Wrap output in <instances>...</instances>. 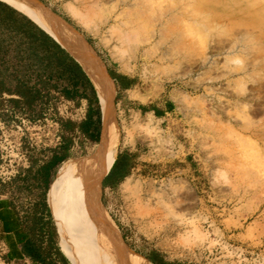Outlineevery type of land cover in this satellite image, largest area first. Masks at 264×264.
I'll return each mask as SVG.
<instances>
[{
    "label": "rangeland",
    "instance_id": "374dc122",
    "mask_svg": "<svg viewBox=\"0 0 264 264\" xmlns=\"http://www.w3.org/2000/svg\"><path fill=\"white\" fill-rule=\"evenodd\" d=\"M33 1L71 46L46 31L78 63L75 45L92 51L106 74L128 79V88L119 90L107 74L118 129L111 150L130 154L131 167L115 187L100 191V208L128 250L142 259L154 249L192 264H264V0H153L163 10L174 5L173 23L186 21L177 23L178 31L172 23L176 29L161 27L141 51L133 39L116 42L111 16L120 0ZM8 98L0 97L1 184L30 165L33 173L60 141L59 120L75 122L83 113L60 99L29 110L12 108ZM68 137L69 159L56 175L96 150L78 134ZM29 184L15 181L7 189L21 204L19 197L41 193L33 180ZM66 205L64 196L53 195L58 246L69 263L68 241L83 256L79 264H120L110 254L114 241L93 227L94 217L79 219L82 209L55 215ZM65 220L72 226L64 238ZM0 264H9L1 253Z\"/></svg>",
    "mask_w": 264,
    "mask_h": 264
},
{
    "label": "trees",
    "instance_id": "16d2710c",
    "mask_svg": "<svg viewBox=\"0 0 264 264\" xmlns=\"http://www.w3.org/2000/svg\"><path fill=\"white\" fill-rule=\"evenodd\" d=\"M40 28L25 14L0 1V97L3 95L11 97L6 101L12 108L24 107L30 110L36 104L45 103L44 101L50 98L48 80L60 78L64 73V63L67 62L69 66L79 68L58 45L59 43L57 44L55 39L53 40L46 34L47 32L45 33ZM107 74L117 88L124 89L127 86L128 82L125 76L112 74L108 71ZM89 88V105L84 119L79 122L59 120L61 126L60 141L56 147L48 149L49 157L40 166H37L33 173H30V168L32 169V165H30L26 169L19 170V173L10 182L0 183V187L7 189V186L12 182L20 181L23 187L27 189L30 185L29 181L33 180L35 187L41 189V193L37 197L25 196V199L28 198L24 204L26 210L32 209L31 225L28 231L32 236H37V245L45 237L46 253L53 252L55 258L62 264H67L68 260L59 251L57 232L53 222L54 179L59 167L69 159L71 139L68 134H78L87 141L95 142V144L99 142L101 111L97 96L95 98L96 93L94 95L95 90L93 92L92 88ZM29 163L33 164L31 160ZM130 167V154L127 152L117 154L107 173L106 180L114 178L110 189L127 175ZM52 178L53 181L48 193V207L46 194ZM104 184L102 179V188H104ZM31 201L34 203L29 206ZM36 212H38L37 216H35ZM55 234L57 244L54 241ZM48 264H55L54 259L49 258Z\"/></svg>",
    "mask_w": 264,
    "mask_h": 264
},
{
    "label": "bare ground",
    "instance_id": "6f19581e",
    "mask_svg": "<svg viewBox=\"0 0 264 264\" xmlns=\"http://www.w3.org/2000/svg\"><path fill=\"white\" fill-rule=\"evenodd\" d=\"M4 1L8 2L10 5H13L17 9L25 13L34 22L38 23L45 30H48L56 39L60 40V42H62L66 46H71L68 44V42L63 40L64 37L61 36L59 31L55 29L54 25L51 22L46 21V19L43 17L44 14L42 12L41 6L38 3L34 2L33 0ZM119 3L121 4V9H119L114 13V15L111 16V18H114L112 20L114 37L116 39V42L120 46L129 45L130 42L134 40L138 51L139 49L140 51L145 49V45L148 44L151 40H155L157 32L161 31V27L163 28V30L167 27L169 28L170 26L173 27V29H176V27L180 24L177 23L179 21L181 23L184 21H181L184 17H180L181 20L178 19V21H175L176 24L173 23L175 20L174 16L177 15L175 14L177 11L174 12L173 9L174 5L170 6L171 8L169 7L163 10L160 9L153 0H120ZM157 12H160V14L157 15ZM178 16L176 18H178ZM162 17L164 20L162 19ZM150 20H152L153 22V24L151 22L152 29L147 32L148 36H144L143 32L146 28H148ZM170 23L176 25V27L174 28V26H172ZM157 26H159L160 28L158 30H155L154 28ZM163 30L159 33H162ZM176 30H181V27L180 29L179 27H177ZM177 33L178 32H176V34ZM181 33L183 32L181 31ZM181 33L178 34L179 36L177 35L180 41V37L184 36L181 35ZM73 37L78 39L77 35L75 36L73 34ZM174 39H176V37ZM182 39L184 41L185 38L182 37ZM185 41L180 43H185ZM176 42L174 40V43ZM77 44H79V41H77ZM73 49L82 69L90 79L98 97L101 110L102 129L99 142L96 146V150L93 152L94 154L92 153L93 156H91V151H89L87 157L77 161L75 164H67L66 167L56 175L54 181L55 198L64 196L67 200V205L66 207L57 206L55 215H62L64 213L67 216H71L72 212H75L77 209L84 210V214L79 217V219H83L84 215L90 216L92 219L93 217L95 218L97 222H95L94 224L95 220H92L93 227L96 229V227L99 226L101 228V231L103 232V236H105L106 239L110 238L112 241H114V250L113 252L111 250L110 254H112L118 260V262L120 261V264H151L145 259L135 257L128 250V248L120 239V234L116 225L100 208L101 180L104 179V176H106V174L108 173L115 158L114 153L111 150V142L118 130L115 122V110L113 105L115 91L112 82L104 72V69L100 62L93 55L92 51H89L87 49L85 52H82L79 45H75V47L73 46ZM126 184L127 183L125 182V184L123 185ZM71 226L72 225L67 220L60 224V231L64 238L65 236L68 237L69 229ZM90 230L92 232L91 228ZM66 245V253L69 256L71 263L79 264L81 262L80 260L82 259L81 257L83 256L80 257V254L78 255L77 253H75L76 251L73 252V248H70L73 246H70L69 241L66 242ZM78 251H80V249ZM104 262L106 263L107 261Z\"/></svg>",
    "mask_w": 264,
    "mask_h": 264
},
{
    "label": "crops",
    "instance_id": "0c3cea01",
    "mask_svg": "<svg viewBox=\"0 0 264 264\" xmlns=\"http://www.w3.org/2000/svg\"><path fill=\"white\" fill-rule=\"evenodd\" d=\"M0 1H3L8 5H10L8 2L4 0H0ZM10 6L20 11L13 5ZM27 17L30 18L29 16ZM36 24L39 27H41L45 32H47L38 23ZM48 34L53 38V36L50 33ZM84 42L88 44L87 41L84 40ZM57 43L59 42L57 41ZM63 50L77 64L79 68L69 66L67 62H65L63 66L64 73H62L60 78L48 80L50 85L49 94H50V98L60 99L65 102H69L71 105H73V108L75 109L79 107H83L82 117L75 121V122H79L84 119L87 107L89 105V95H90L89 87L92 88L93 92H94L93 89L94 87H92L93 85H91L92 83L90 79L88 78V76L86 75L80 64L77 62V60L71 55V53L69 54L65 49ZM126 80L128 82L127 78ZM126 88H128V84L124 89ZM117 89L124 90L122 88H117ZM95 93L96 92H94V95ZM96 96L97 95H95V98ZM99 125H100V114H99ZM99 131L101 132L100 129ZM123 178H125V176ZM106 179H107V174L106 176H104L103 179L105 183L104 188L110 189V185L111 183L114 182V178L109 181H107ZM12 192L13 190L10 188V189H5L3 192L0 193V253L4 254V260L9 264H48V259L50 258V259H54L55 264H62L60 263V261L58 262V259L55 258L53 252H50L49 254L46 253L47 250H45L46 249L45 239H44L45 237H43L42 242L39 245H37L38 244V242L36 241L37 236L36 235L32 236V234L28 231L29 226L31 225L30 217L32 215V209L30 208L29 209L30 211H27L26 206L24 205L26 203L25 201L28 198L25 199V195H23V198L19 197V200L20 199L24 200V203H21L22 205H24L22 206L19 200H18L19 202L15 201L16 196ZM32 203H34V201H31L29 206H31ZM37 215L38 212H36L35 216ZM143 257L151 264H192L188 261L182 262L180 260H172L166 258L159 251L154 249H150L148 253L143 255Z\"/></svg>",
    "mask_w": 264,
    "mask_h": 264
},
{
    "label": "water",
    "instance_id": "95a60500",
    "mask_svg": "<svg viewBox=\"0 0 264 264\" xmlns=\"http://www.w3.org/2000/svg\"><path fill=\"white\" fill-rule=\"evenodd\" d=\"M60 251V250H59ZM66 259V258H65Z\"/></svg>",
    "mask_w": 264,
    "mask_h": 264
}]
</instances>
